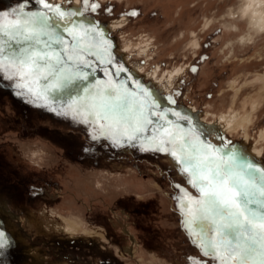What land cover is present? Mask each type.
<instances>
[{"label":"rangeland","instance_id":"1","mask_svg":"<svg viewBox=\"0 0 264 264\" xmlns=\"http://www.w3.org/2000/svg\"><path fill=\"white\" fill-rule=\"evenodd\" d=\"M258 1L253 8L264 9V0ZM50 2L65 11L79 3L84 16L74 19L99 25L116 46L117 62L154 91L162 107L179 92L175 107L199 115L201 125L219 124L235 111L251 113L247 130L225 137L246 145L250 154L261 151L263 157L254 159L264 161V29L251 24L247 0H89L100 6L94 12L85 11L83 0ZM20 3L0 0V11ZM37 10L35 0L25 8ZM133 11L136 16L128 15ZM124 18V25L109 29ZM60 34L72 43L67 33ZM178 70L183 74L168 84ZM107 79L97 65L88 83ZM16 92L15 82L0 74V231L11 245L0 253L2 264L210 261L185 228L177 200L182 193L175 185L198 194L168 155L120 147L103 137L93 140L89 125ZM122 202L132 205L130 210L141 209V203L153 207L148 215L126 214ZM68 222L76 224L73 235L46 228Z\"/></svg>","mask_w":264,"mask_h":264},{"label":"snow or ice","instance_id":"2","mask_svg":"<svg viewBox=\"0 0 264 264\" xmlns=\"http://www.w3.org/2000/svg\"><path fill=\"white\" fill-rule=\"evenodd\" d=\"M30 2L0 11V74L15 82L16 95L43 100L52 112L89 125L93 140L170 156L198 194L175 185L185 228L211 258L206 264H264V161L215 125H201L199 115L175 107L179 92L162 107L155 92L117 62L116 46L99 25L74 19L84 11H65L50 0H35L39 10L25 11ZM83 5L93 12L100 7L89 0ZM97 65L108 79L88 83ZM10 246L0 231V253Z\"/></svg>","mask_w":264,"mask_h":264},{"label":"bare ground","instance_id":"3","mask_svg":"<svg viewBox=\"0 0 264 264\" xmlns=\"http://www.w3.org/2000/svg\"><path fill=\"white\" fill-rule=\"evenodd\" d=\"M255 0H247V3L249 4L248 6H249V9H248V11H249V14H250V22H251V24L256 28V30L257 29H264V9H261L260 7L259 8H256V9H254L253 7L255 6V4H260L259 3V1L258 0H256L255 2V4H253V2H254ZM79 3H76L75 4V6H74V8H79ZM262 5V4H261ZM126 23V19L124 18V19H121V20H116V21H114L112 24H111V26L109 27V29L111 30V31H113V30H116V29H118L119 27H121L122 25H124ZM181 74H183V71L182 70H178V71H176L175 73H173V74H171L170 75V79H169V81H168V84H170L171 85V83H172V81L175 79V77L176 76H179V75H181ZM263 79H264V76H263ZM252 105H253V110H257L256 109V107L258 106V102L256 101V100H254L252 103H251ZM231 114V113H230ZM233 114V113H232ZM235 115L234 116H229L228 118H226V119H224L225 117H223L222 119H221V121H220V123L219 124H216L215 125V127L217 128V129H219L225 136L229 133V132H235V131H239V130H241L242 128H245L246 130L249 128V125H250V123H251V113H249V114H246V115H242V114H236V111H235V113H234ZM226 116V115H225ZM218 121V120H217ZM216 121V122H217ZM213 123H215V122H213ZM212 123V124H213ZM212 124H210V126H212ZM264 136V135H263ZM262 136V137H263ZM248 137V136H247ZM262 140V139H261ZM260 140V141H261ZM246 141H249V138H247L246 139ZM246 146V145H245ZM248 148V147H247ZM252 149V148H251ZM254 150V149H253ZM256 150V149H255ZM249 151V150H248ZM255 153H251L250 155L253 157V158H261V157H263V153L261 152V151H258V150H256V151H254ZM8 214H9V212H7ZM12 218H14V217H12ZM65 222H67V221H65ZM59 224V223H58ZM45 224H43V226H44ZM75 226H76V224L74 223V222H68V224H66L65 226H64V224H63V226L62 225H53V226H51V225H47V227L46 228H50V229H53V230H56V231H58V230H60V231H64L65 233H70V234H72L74 231H76V229H75ZM64 232H63V234H64ZM128 234H130V232H128V231H126ZM75 234V233H74ZM67 235H69V234H67ZM73 235V234H72ZM70 236V235H69ZM130 236H131V234H130ZM131 239L133 240V242H135V240H134V238L133 237H131ZM132 242V243H133ZM129 252H131L132 253V256H134V253H133V250H130ZM128 252V253H129ZM135 252V251H134Z\"/></svg>","mask_w":264,"mask_h":264},{"label":"flooded vegetation","instance_id":"4","mask_svg":"<svg viewBox=\"0 0 264 264\" xmlns=\"http://www.w3.org/2000/svg\"><path fill=\"white\" fill-rule=\"evenodd\" d=\"M133 76L135 75V74H133L134 72H130ZM13 89V88H12ZM213 142H216V141H213ZM131 152H132V150H131ZM133 153V152H132ZM138 153L137 152H134L132 155H134V156H136V157H138V155H137ZM168 162L172 165V167H174L178 172H179V174H181V172H180V170H179V166L174 162V160L170 157V156H168ZM182 175V174H181ZM182 177L186 180L187 178L184 176V175H182ZM190 186V185H189ZM191 187V186H190ZM194 190V189H193ZM195 191V190H194ZM196 192V191H195ZM126 204V205H125ZM121 206H122V208H123V210H125L126 211V214H131L132 212H134V210H135V212H137V213H142V212H144V214H146V215H148V214H150V210H149V207L151 208V207H153V205L152 204H146V205H144V203H141V204H138V206H140L141 207V209H139V208H134V210L132 211V210H130V206H132V205H130L128 202L126 203V202H122V204H121ZM147 209H148V211H147ZM129 216V215H128ZM128 231V230H127ZM195 245V244H194ZM195 246H197L198 247V245H195ZM198 250L201 252L202 250H201V248L200 247H198ZM208 258H210V257H208ZM9 264H13V262L11 261V262H9Z\"/></svg>","mask_w":264,"mask_h":264}]
</instances>
